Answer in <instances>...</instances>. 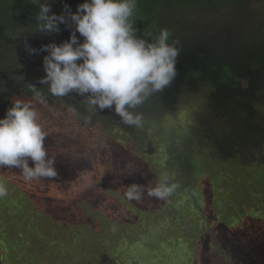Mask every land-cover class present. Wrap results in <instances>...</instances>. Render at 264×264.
I'll return each mask as SVG.
<instances>
[{
  "label": "trees",
  "instance_id": "1",
  "mask_svg": "<svg viewBox=\"0 0 264 264\" xmlns=\"http://www.w3.org/2000/svg\"><path fill=\"white\" fill-rule=\"evenodd\" d=\"M184 94H203L207 120L195 134L211 153L204 160L148 139ZM44 135L76 143L86 156L79 168L100 158L111 174L136 175L145 158L165 152L167 172L154 174L155 187L137 183V194L164 207L185 197L188 211L166 215L158 242L182 237L175 221L189 229L196 216L205 229L184 232L197 237L189 263L215 264L219 255V264H264V173L252 174L264 172V0H0V264H156L138 258L136 247L156 255L132 220L137 207L118 200L126 187L97 183L79 195L77 169L61 179L70 167L50 163V151L34 157ZM247 151L256 159L242 161ZM206 174L220 183L214 205L215 193L200 189ZM223 177L246 186L228 187ZM62 184L78 187L64 203ZM42 189L38 203L33 192ZM162 245L160 261L179 258L181 247Z\"/></svg>",
  "mask_w": 264,
  "mask_h": 264
},
{
  "label": "rangeland",
  "instance_id": "2",
  "mask_svg": "<svg viewBox=\"0 0 264 264\" xmlns=\"http://www.w3.org/2000/svg\"><path fill=\"white\" fill-rule=\"evenodd\" d=\"M202 95L203 94H194V95L184 94L182 95L179 112L175 116H172V117H163L161 119V125H152V127L146 131L147 134L150 135L148 139H153L152 141L156 142L159 146H161L164 141H166V143H170V144L172 143V146H173L172 148L174 150L183 151L182 148H184L185 151L187 150V152H189V155L191 157L198 158L199 160L200 159L204 160V158H206L209 153L203 148L202 144H199V137L198 135L195 134L196 132L197 133L199 132L201 125L204 124L205 121L207 120L206 111L204 109L205 107H204V104H202V100L200 99ZM196 112H199V113L198 115L194 116ZM145 126L146 125L141 124L142 129H144ZM190 128H191V131H190ZM163 134H168L169 138L163 137ZM195 138H197L196 139L198 140L197 142H195L196 141L194 140ZM40 143L43 147L40 148L39 146H36L34 148V150H36L34 154L35 158L38 159V158L43 157L44 153H42L41 151H50V154L52 157L51 159H49L50 163L55 162L59 168L60 166L61 167L68 166L71 168V169L68 168V169L60 171L59 177L61 179L66 178L71 173V171L74 169H77V172L82 174L81 175L82 181H81L79 195L88 194L91 188L94 186V184L96 185L97 183L99 184L105 183L108 185L112 183V181H114L120 185H124L126 189L124 193L121 194L123 197H121L118 200H121V201L130 200L131 204L133 203L137 207V209H134L131 212L132 217H133L132 220H134V223H138L139 226L141 227L143 226V229H144L143 232L144 233L146 232V237H145L144 242L154 249L152 251H149L150 253L158 256L160 251H158L157 249H159L160 247L164 249V246L162 244L166 245L167 248L170 250H172L173 247L182 248V249L177 250V252L179 253V258L177 257L173 258L171 256L168 260L160 261L159 257L152 256V255L149 256L147 253L148 250L143 251V249H141L140 247H136L135 250L139 252V255H138L139 259H142V260L145 259L147 261L156 260L157 261L156 264H165L168 262H173V264H192V263H189L190 260L186 258V254L188 253L187 251H190L193 249L194 245L196 246L197 237H192L191 240H188V237L186 235L187 233H184V232L188 231L190 233L200 235L201 232L204 231L205 227L203 226L202 222L199 225V220H197L196 216L192 217V220H191L192 228H189V229H186L181 226L182 221L180 219L175 221L177 222L178 230L183 232V233L180 232L181 234H183L182 237L178 238L176 233H172L169 236H167L165 240H162V244L158 242L159 238L162 235H165L167 231L166 228H164L166 231L163 228H161V227L166 226V224H168L166 215L171 216V214L173 212H177V210L179 212L180 210L184 212L188 211V205L186 203H183L185 201V197L180 198L179 196L175 195V198L179 201L178 204L175 203V204H171V207L170 206L164 207L162 202L156 201L152 198V195L150 194V192L146 194L144 193L137 194V189H136L137 183H140V182L146 183L145 181H150L151 186H154V185L156 186L157 183H159L158 180L154 178V174L160 173L163 171L160 169L159 164L160 166H163V163H166L168 161L167 159L168 157L165 152L157 154L156 159L145 158L144 161H142L144 162L145 166L137 165L136 167H134L137 174L132 176L131 174L134 171L131 173L129 171L126 173L124 171H120V172L114 171L111 174L109 172L110 170L106 169L107 168L106 161L101 160L100 158H98L97 160H94L95 162L89 161L88 168H83V169L79 168L78 165H80V163H83V161H79V160L85 161L84 159L86 157L85 154L82 152V150L78 149V145L76 143L71 144L72 142L63 141L60 137L56 135H52L49 137L44 135L40 139ZM80 143H83V142L80 141L78 144ZM209 155H211V153ZM255 159H256L255 155L251 151H247L245 152V155L242 156L241 160L245 162H250L251 160H255ZM223 164L229 165L228 162H224ZM216 165H218V163H216ZM131 167H133V165ZM230 167L233 168V170H231V173L233 175L236 173L240 174L244 172L251 173L247 166L240 165L238 167H233V165H231ZM230 167L227 168V166L226 167L225 166L223 167L222 165L219 166V168L223 170L226 169V171H229L231 169ZM255 168L256 169L254 170L252 174L260 175V173H264L262 169H260V167H255ZM99 169L102 170L101 175L100 176L93 175V173L98 171ZM186 170L189 171L188 168H186ZM165 172H167V170L163 171V174ZM206 177H207V174H206ZM207 178H208V183L201 181L200 189H201V192H203V195L205 197L210 196L213 193H215L214 200L208 199L214 205L217 193L215 191V187L213 186L215 185L218 186L220 183H218L219 181H217L218 178L216 177V175L213 176L212 178L210 175H208ZM220 182L228 187L232 186V188L234 189H236V187L238 188L239 186H246V185H242L240 182H237L236 179H232V178L223 177L222 179H220ZM130 186H131V189H129ZM77 188L78 187L72 184H62L59 187V192L58 194H56V197L58 198L59 201L64 203L66 200L71 199V197L76 193ZM99 189L102 192L105 191L103 186L99 187ZM33 194H34V197H38V195L41 194L43 202H46L45 197L47 196L48 192L45 189H42V192L34 191ZM243 194H247V193L244 192ZM247 195L251 196V198H255L257 196V193L253 191ZM241 197H243V195ZM37 201L39 203L41 201V198L38 197ZM192 203L194 207L198 206L195 200H193ZM238 205L239 204L236 201V203L231 204V208H232V211L234 209V212L237 213V215L241 216L243 215L244 210L241 207H238ZM138 210H145L146 215L143 216V214L140 213ZM216 214L218 215L219 213H216ZM196 215H198V213ZM158 217H160L159 219L161 221L156 220L158 219ZM152 218L155 221H152ZM221 220H222L221 222H225L223 218H221ZM40 221L43 222L42 218ZM37 222H38V219H36V224ZM153 222L155 224L156 223L160 224L159 226L160 228L152 227ZM34 225L35 223L31 224V226H34ZM153 231H155L156 234L153 233ZM131 256H134V254L133 255L131 254ZM218 257L219 255H216V257L212 258L213 261L212 260L211 261L215 264H219L218 262L222 259V257L221 258H218ZM191 259H192V256H191ZM200 262H201V259H200Z\"/></svg>",
  "mask_w": 264,
  "mask_h": 264
}]
</instances>
